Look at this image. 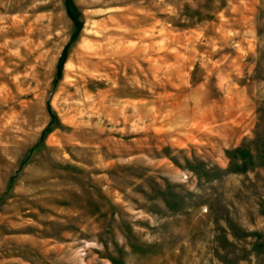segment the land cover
Instances as JSON below:
<instances>
[{"label": "rangeland", "instance_id": "1", "mask_svg": "<svg viewBox=\"0 0 264 264\" xmlns=\"http://www.w3.org/2000/svg\"><path fill=\"white\" fill-rule=\"evenodd\" d=\"M18 3L0 264H264V0Z\"/></svg>", "mask_w": 264, "mask_h": 264}, {"label": "bare ground", "instance_id": "2", "mask_svg": "<svg viewBox=\"0 0 264 264\" xmlns=\"http://www.w3.org/2000/svg\"><path fill=\"white\" fill-rule=\"evenodd\" d=\"M21 5H22L21 0H19V3L15 7H19Z\"/></svg>", "mask_w": 264, "mask_h": 264}, {"label": "trees", "instance_id": "3", "mask_svg": "<svg viewBox=\"0 0 264 264\" xmlns=\"http://www.w3.org/2000/svg\"><path fill=\"white\" fill-rule=\"evenodd\" d=\"M73 18V17H72Z\"/></svg>", "mask_w": 264, "mask_h": 264}]
</instances>
